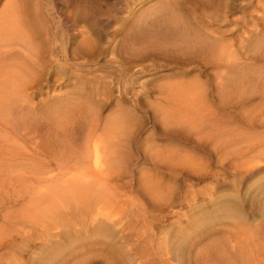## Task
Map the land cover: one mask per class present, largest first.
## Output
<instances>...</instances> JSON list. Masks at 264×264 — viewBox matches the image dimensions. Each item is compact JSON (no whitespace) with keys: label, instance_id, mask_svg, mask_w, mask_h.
<instances>
[{"label":"rangeland","instance_id":"obj_1","mask_svg":"<svg viewBox=\"0 0 264 264\" xmlns=\"http://www.w3.org/2000/svg\"><path fill=\"white\" fill-rule=\"evenodd\" d=\"M6 1L8 0H1L0 11ZM41 1L47 7L46 10L51 13L50 19L55 20L57 28L59 27L60 31L62 30L66 36L68 35V38H73L71 40L80 42L78 33L82 24L81 27L84 26L85 30L91 32L96 30V34L93 35V39L98 43L96 44L97 49L94 51L95 56L93 57L91 52L86 53L83 60L75 61V64L79 62V65L83 64V66L74 67L84 77L88 75L89 78L85 77L88 80L97 78V76L98 78L109 76L107 79L100 80L99 85L96 84L97 87L100 86L99 88H105L108 95L111 94V96L109 95L110 100L102 104V123L107 124L109 130L113 131L114 129V132L119 135L116 125V115H118L119 109L133 112L138 108L140 111L149 113H142L145 115L132 131L134 152L127 158L130 160L127 161L129 168L118 171V173L115 172L113 178L104 185L92 187L94 189L90 187L91 190L87 192L88 188L83 198H80L81 195L75 189L65 193V195H69V199L67 197L68 200L64 201H59L58 197L54 198L60 191L62 183L58 181L55 186L51 187L52 183L49 182L50 178L58 176V172H52L51 168L41 174L37 168L32 167L34 165L31 166L25 160L19 159L21 151L16 142L17 137L16 139L9 135L6 137V133H4V128L6 126L7 129L11 128L9 125L12 122H8L10 124L5 127L6 122L0 123V152L3 153V157L0 159V264H45L44 261L48 260L47 257L50 258L48 262H55L52 264H182L173 259L170 254H166L168 252L167 242L175 237H178L179 243L188 247L184 264H236L235 261H238L240 256L232 246L235 247L237 242L245 239V236L249 238L257 233L264 236V155L245 158L238 152H234L235 154L230 155L225 161L226 167L224 168L219 166L214 155L204 153L203 148L197 149V151L183 148L180 151L189 162H193V165L185 168L157 170L155 159L152 160L153 158L150 156L162 153L164 155L169 150L177 148L176 151H178L183 147L177 140L176 134L172 135L174 133L171 128H166L167 123L172 126L173 122H182L179 120L180 111L176 112L180 105H176L178 102H174L175 106L172 109L174 108L176 113L175 117L168 116L169 120L164 118L166 116L162 115L161 106L153 105L156 96L159 98L161 91L159 89L165 87L163 88L165 90L169 85L170 87L163 92L171 91L172 86L180 89L183 84L189 82L192 84L198 76H201L199 77L201 82L208 84L211 83L215 74L209 66V69L205 70L204 62L202 63L199 60L200 57L196 55L195 57L198 59L192 58L194 63L189 61L190 64H188L187 61L185 64L176 56L172 58L173 55L155 54L141 65L133 67L130 63L125 62L126 60L121 54V49L123 50L121 41L126 38L125 34L128 29L134 27L140 16L142 17L145 13L158 7L159 3L164 0ZM188 2L194 6L199 20L207 21L206 16L213 15L214 17L210 16L216 19L213 23V30L220 37L235 44L236 47L247 25L259 24L260 28L263 26L261 19L264 15V0H234L235 5H229L231 8L229 6L225 8L224 5L218 4L207 5L203 3L204 0H192V2L189 0ZM83 8L87 10L86 13L81 14L80 10ZM82 15H85L86 18H82ZM73 23L74 26H80L74 27ZM102 28H107V30ZM97 32L99 34L101 32L102 35L104 34L102 32L106 34L101 36ZM97 36H100L99 38L102 40ZM77 41L69 42L77 47L79 45ZM70 44H66L67 53ZM127 63L128 65H126ZM200 68L204 69L202 70L204 71L203 75L199 71ZM55 74L51 72L50 76L48 75L46 79L43 78L39 84L28 88L27 94L24 93L26 95L24 100L28 95L27 101H23L26 108L25 113L32 119L31 125L39 127L37 132L40 134L49 131L47 129L58 128V126H60L59 128L72 129L71 131L76 128L75 131L81 132L88 123L86 119H83V116L86 115L85 111L76 110L78 107H74V105L75 109L71 107L72 105L69 106V109L65 108L59 102L65 98L80 96V92L76 91V78L74 74L69 78L67 75L65 77ZM91 76L95 77L91 78ZM176 84L182 85L179 87ZM179 89H177V93ZM117 105H120L118 109ZM195 105L194 101L186 103L189 112H192L184 119L196 117L199 113L196 109L200 108H196ZM58 107L62 109L60 110ZM55 108L58 112L54 111ZM71 108L72 112H69ZM65 109L69 113H64ZM62 112L64 116H68V119H72L68 120ZM155 112L158 113L154 120ZM236 113V119L239 121L240 112L236 111ZM31 114L32 116H30ZM79 115L82 120H80L81 117L78 119ZM146 115H151L152 120L150 121ZM2 118L4 117L0 116V121ZM175 118L178 120H173ZM73 119L75 122L70 123ZM84 120L87 123H84ZM160 120L163 122L161 123ZM169 130L172 131L170 135H168ZM231 131L247 132V125H237ZM18 154L19 156H17ZM7 160L16 162V166H11ZM200 165H204L205 168L199 167ZM82 189L83 191H79L80 193H84L86 187ZM92 192L98 196L97 202H94L95 195ZM73 196L81 200L76 198L77 200L73 201L75 198ZM89 197H92L94 201ZM84 198L89 199L86 200L89 203H85ZM53 199L55 200L53 201ZM231 199L240 203L239 217L232 219L214 217L201 224L202 227H198L201 214L212 213L211 211L221 203ZM35 200L38 202L32 204V201ZM51 202L56 206L50 207ZM91 203H94L95 207ZM84 209H88L86 210L88 214ZM82 214H86L85 217H82ZM89 214L87 219L86 216L88 217ZM58 221H60V226L56 225ZM97 221H103L107 226H112L114 238L95 236L92 229ZM82 224L86 225L82 226ZM65 231L67 235L64 234ZM70 231L73 235L71 234L69 237L68 232ZM49 235L54 238L48 237ZM56 242L61 244L59 252L57 247H52L57 244ZM220 245L226 252L219 254ZM54 250L55 253H51ZM259 251L262 255V264H264V249L260 250L259 248ZM48 262L46 261L47 264Z\"/></svg>","mask_w":264,"mask_h":264},{"label":"bare ground","instance_id":"obj_2","mask_svg":"<svg viewBox=\"0 0 264 264\" xmlns=\"http://www.w3.org/2000/svg\"><path fill=\"white\" fill-rule=\"evenodd\" d=\"M105 1L107 2V0ZM188 1L189 0L162 1L159 3L158 7L145 13L142 17L140 16L134 27L128 29L127 34H125L127 35L126 38L121 41L123 44L121 54L123 58H125V62L130 63L133 67L141 65L155 54H162L164 56L173 55L174 57L172 56V58L176 56L178 60H181L185 64H187V61L188 64H190L193 61V57L195 60V58L198 59L197 57L199 56L202 58H199V60L202 61V63L204 62V66L206 67L205 70H208L210 67L212 68L211 71H214L215 74H213L214 78L211 83L208 84L199 80L201 76H198L192 84L191 82L183 84V86H181L182 84H176L182 87L180 89L177 87V89H179L178 93L176 92L177 89L173 88V86L170 88L171 91L163 92L166 91L170 85L165 90L163 89L165 87H161L162 89L158 88L159 91L161 90L162 92L160 91L159 93L158 91L160 94L159 98L156 96L154 99L155 101H153L155 104L153 105L161 106L162 109L160 107L158 108L161 109L162 115L164 114L166 116L164 118L168 119V116H171L170 118H172V116L175 117L176 113L174 112V108L172 109V107L175 106L174 102H178L176 105H180L179 109H176V112L180 111L181 115H179V120L182 122L176 121L173 122V125L172 122H170L172 126L167 123L166 128H171L174 133L172 135L174 136L176 134L178 137L177 140L183 146L179 148L178 151H176L177 148H175L165 152L164 155L162 153L150 156L153 158L152 160L155 159L156 163L153 162L155 163L156 169L159 171L163 168L170 170L175 167L185 168L193 165V162H189L187 157L180 151V149L183 148H190L195 151L203 148L205 151L204 153L207 152L214 155L219 166L224 168L226 167L225 161L230 155L235 154L234 152H238V154H241L245 158L248 156L256 157L257 155H264V15L261 19L263 24L262 28H260L259 24L247 25L243 32L244 35L242 34L240 36L239 44L236 47L235 44H232V42L224 37H220L218 33L213 30V23L216 21L213 15L209 14L213 17L206 16L207 21L199 20L196 16L194 6ZM203 3L207 5H224L225 8L230 4L233 6L235 5L234 0H204ZM46 8L47 7L44 6L41 0H8L0 11V116L4 117L0 123L3 121L4 123L6 122L4 125L5 127L10 124L8 122H12V124L9 125L11 128L8 127L9 129H7L6 126V128H4L5 132H3L6 133V137L8 135L9 137L12 136L11 138L13 139L17 137L16 142L21 151V158L19 159L25 160V162H28L31 166L34 165L32 167L37 168L41 174L47 172L51 168L52 172H58V176L50 178L49 182L52 183L51 187L55 186L58 181L62 183L60 191L54 198L58 197L59 201H64L69 199V195H65V193H69L75 189L78 190V193L81 195L80 198H83L88 188L89 190L87 192L94 186L104 185V183H108L113 178L115 172L118 173V171L129 168V162L127 163V161L130 160L127 158L134 152V138L132 136L134 134L132 131L137 127V123L141 121L143 115H145L142 113L149 112L140 111L138 108L133 112L119 109L117 111L118 115H116V125L118 127L116 128L119 135L114 132V129L113 131L109 130L106 126L107 124L102 123V104L110 100L111 94H109V96L108 93H106L107 90H104L105 88H99L100 86L97 87L96 84L100 80L107 79L109 76L107 78H98V76L94 78L95 76H91V78L93 77L94 79L88 80L86 79L89 78L88 75V77L85 76V78L84 75L74 67L83 66V64L79 65V62L75 64V61H79L80 59L83 60L86 53L91 52L93 57L95 56L94 51L97 49L96 44L98 43L93 39V35L96 34V30L94 29L93 32L85 30L84 26L81 27L83 24L81 26H74V22V27L80 26L78 33L80 42L77 40L73 41L71 40L73 38H68V35L66 36L62 30L60 31L59 27L57 28L56 21L50 19L51 13H49ZM229 8L231 7L229 6ZM86 10V8H83L80 10V13H86ZM82 16V18H86L84 17L85 15ZM153 18L155 19L153 20ZM97 21L99 20L97 19ZM77 22L79 21L77 20ZM102 29L107 30V28ZM102 33L106 34L107 31L106 33ZM97 34L99 33L97 32ZM103 35L101 34V36ZM75 36L77 37V35ZM98 38L97 42H99ZM69 41H77L79 45L74 47L75 45L72 42V44H70ZM67 43L70 44V48L68 49L69 54L66 52ZM195 55L197 57H195ZM194 62L195 61H193V63ZM128 63L126 65H128ZM122 66L124 67L125 65ZM202 70L204 69H199L201 74L204 72ZM51 72L56 73L55 75L58 76L63 75L66 77L67 75L68 78L74 74L76 78V91L80 92V96L65 98L59 102L63 104L65 108L67 107L69 109L70 105H72L71 107L74 105V107H78L76 110L82 109L85 111L86 115L82 112L85 115L83 119H86L89 124L84 120L83 122H86L88 125L86 124V127L82 131L80 130L81 132L75 131L76 128L73 129L74 131H71L72 129L59 128L60 126H58V128L47 129L49 131H46L45 135V133L40 134L37 132L39 127L37 128L35 125H31L32 119L27 116L28 114L26 115V108L23 104V101H27L28 95L24 100V96H26L24 93L33 86L39 84L40 81H43V78L46 79L48 75L50 76ZM70 72L71 74H69ZM123 73L125 72L123 71ZM180 77L182 78V76ZM175 89L176 91H174ZM190 101H194L196 108L200 109H196V111L199 112L196 117L192 116L186 120L184 117H187L188 114L192 112H189V107L186 106V103ZM74 107L73 109H75ZM116 107L118 109L120 105ZM58 108L60 110L62 109L60 107ZM163 108H166V110ZM55 110L56 108L54 111ZM71 110L72 108L69 112H72ZM66 111L65 109L64 113ZM161 111L158 110L160 113ZM236 111L240 112L239 121L236 119L238 113H236ZM158 112H155L154 120ZM170 112H174L175 115L174 113L169 114ZM33 113L34 111H32V114ZM62 113L57 114L61 115ZM32 114L30 116H32ZM139 115L141 116L139 117ZM33 116L35 115L33 114ZM63 116V119L64 117L68 119V116ZM79 117H81V115L78 116V119ZM147 117H149L150 121L152 120L151 115ZM74 120L75 119L70 123L75 122ZM80 120H82V117ZM29 121L31 122L29 123ZM160 121L161 123L163 122V120ZM242 124L247 125V132L238 133L237 131H231L235 126ZM65 126L67 127V124ZM169 131L168 135L172 133V131ZM8 147L6 148L8 149ZM17 156H19V154ZM173 156L174 158H171ZM1 157H3L2 152H0V159ZM10 160L7 161L10 162ZM15 163L16 162L11 161L9 164L11 166H16L17 163ZM26 166L28 167V165ZM199 167L205 168L204 165H200ZM51 171H49V173H51ZM85 187L84 193H80L79 191H83L82 188ZM92 193L95 195L94 192ZM88 195L90 196V193ZM96 196L97 195L94 196L95 201L92 198L93 196L91 198L89 197V199L97 202L98 200L96 201V199H98V196L97 198ZM74 197L75 196H73V198ZM76 198L77 197H75L73 201L80 199ZM103 198L105 197L103 196ZM89 199H85V203ZM54 200L55 199H53V201ZM35 202L38 201H32V204H36ZM91 204L94 206V203ZM54 206H56V204H52L51 202L50 207ZM88 209L84 210L86 211ZM240 209V203L235 199L225 201L212 210V213L201 214L199 216L198 223L200 225L198 227H202L201 224H204V222L214 217L218 219L239 217ZM74 211L76 212L75 208ZM77 211H79V209H77ZM86 213L88 214L87 211ZM85 215L86 214H82V217H85ZM89 216L90 214L88 217L86 216V218L88 219ZM59 222L60 221L56 223L57 226ZM96 223L93 225L92 229L95 236H103V238L105 237L107 239L114 238L112 226H107L103 221H97ZM85 225L82 224V226ZM64 234L67 235V232L65 231ZM71 234L72 231L68 232V236ZM48 237L51 236L49 235ZM51 238L54 237L52 236ZM56 245L52 247H57V251L59 252L61 244L57 243ZM49 247L51 246L49 245ZM167 247L168 252H166V254H170L178 263H185L188 247L179 243L178 237L169 240L167 242ZM220 248V252L218 251L219 254L226 252L222 250L223 248L221 245ZM232 248L238 252L237 255L240 256L238 257L239 260L235 261L236 264L238 262V264L263 263L261 260L262 255L259 251V248L260 250L261 248L264 249V236H262V234L257 233L249 238L245 236L244 240L239 241V243L237 242V245L235 247L232 246ZM232 248L230 247V249ZM116 250L118 251V249ZM53 252L55 253V250L51 253ZM47 259L49 260L50 258L47 257ZM48 260L46 261L48 262ZM46 261H44L45 264H47ZM222 261L224 260L222 259ZM52 263L55 262H48V264Z\"/></svg>","mask_w":264,"mask_h":264}]
</instances>
